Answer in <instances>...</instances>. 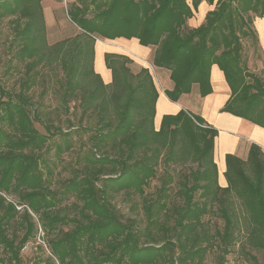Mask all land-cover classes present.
<instances>
[{
    "label": "trees",
    "instance_id": "obj_1",
    "mask_svg": "<svg viewBox=\"0 0 264 264\" xmlns=\"http://www.w3.org/2000/svg\"><path fill=\"white\" fill-rule=\"evenodd\" d=\"M0 1V7L14 12L24 0ZM202 1L78 0L68 13L81 32L56 43L51 53L39 44L33 16L29 25L18 28L23 51L35 57L32 68L55 56L60 60L64 72V78H59L62 104L69 110L74 101L80 108L79 128L89 129L91 142L87 152L78 157L85 161L83 167L62 182L63 190L53 191L44 150L51 147L52 137H58L53 141L58 156L72 150L70 137L79 128L66 131L46 123L47 133H42L36 127L35 122L42 120L28 94L33 74L28 73L19 93L0 87V192L5 194L0 193V245L5 252L0 264H37L26 262L22 254L26 243L38 232L37 223L47 233L56 231L48 241L51 257L46 264H56L55 260L60 264H205L209 252L214 253L217 264H225L237 240L232 191L256 222L250 241L264 249L262 148L257 144L250 147L254 177L245 172L239 156L227 154L224 174L228 183L222 186L214 160L216 128L203 126L205 120L200 115L181 110L164 115L160 128L150 130L146 123L155 119L158 89L149 68L134 72L127 55L107 52L105 62L112 71V80L106 82L95 70L97 37L103 41L137 38L144 46L156 47L153 63L168 69L173 82L166 95L178 101L194 86L202 97L210 94L211 69L217 64L232 90L222 110L264 127V71L258 74L248 69L240 37L252 35L253 43L261 50L253 21L264 16V0H206L215 8L201 25L191 27L188 19ZM185 117L201 125L203 141L192 137L201 165L181 172L177 192L182 203L169 204L167 182L172 176L160 175L162 185L156 197L147 196L143 203L147 224L122 217L107 198V186L129 195H146L150 181L158 175L157 165L165 147V143L154 144L152 134L169 132L170 150L175 149L177 126ZM42 163L48 167V176ZM117 170L118 175H111ZM7 194H17L23 201L22 213L19 203L8 201ZM198 194L204 199H196ZM70 195L76 198L77 211L72 216L53 208ZM214 202L224 221L216 237L202 221ZM19 214L24 228L21 237L10 230ZM32 214L37 215V223ZM247 257L251 264H264V255L263 263L252 253Z\"/></svg>",
    "mask_w": 264,
    "mask_h": 264
},
{
    "label": "rangeland",
    "instance_id": "obj_2",
    "mask_svg": "<svg viewBox=\"0 0 264 264\" xmlns=\"http://www.w3.org/2000/svg\"><path fill=\"white\" fill-rule=\"evenodd\" d=\"M77 1L78 0H24L20 4L19 9L14 12L7 11L0 7V87L19 93L22 91V84L27 79L28 73L34 75V82L28 94L32 96L34 106L39 111V116L42 121H36L35 125L42 133H47L46 123L60 126L66 131H74L75 128H79L80 108L75 106L74 101L70 102L69 110L62 104L61 94L63 90L59 87V78H64V72L61 68L60 60L57 59L56 56L51 59H46L44 62L36 65L35 68L31 67V61L35 57L30 58L23 51V43L20 40L18 28H24L25 25H29L28 23L33 16L35 18L33 24L35 25V33H38L39 44H43L44 50L47 53H51L56 43L73 38L81 32L80 28L71 20L68 13L72 5L77 3ZM1 2L2 1H0V4ZM210 8L214 9L215 4L210 6ZM28 12H32L34 15H30ZM240 37L242 43V56L245 60L244 62L247 63L248 69L258 74L262 73L264 71V58L261 50L253 43L252 35L240 34ZM101 39L102 38L97 37L96 43L98 40L99 43H111L113 48L117 49L116 51H120L115 53L127 55L132 60L129 66L134 72H138L142 67H148L154 77V68L157 69V66L153 63V57L148 58V60L143 59L145 61H142L135 56L132 50L124 49L118 42L103 41ZM150 49H152L153 55L156 47L152 46ZM101 66L102 65L98 63V67ZM163 69L167 71L166 68ZM85 123L86 121H84V124ZM146 124L147 128L150 130L153 129L157 131L160 128V123L157 122L156 119H154L153 122L148 120ZM200 126L198 122H195L192 118L185 117L177 126L178 131L175 149L171 150L170 144L172 143V138L169 132L163 135L158 133L152 134L154 144L161 145L165 143V147L162 149V154L159 157V164L157 165L158 175L150 181L146 188V195L141 196L138 193L129 195L125 193V190L107 186V198L116 207L122 217H133L138 219L142 225L147 224L143 203L147 196L156 197L155 192L162 185L160 175H162V177L172 176V180L167 182L171 194L168 199L169 204L172 202L182 203L183 198L177 192L180 174L181 172H190L201 165L200 157L197 153V146L193 143L192 139V137H194L200 142L203 141V131ZM172 127L175 126L173 125ZM78 130L79 132H72L70 137L73 143L72 150L66 151L58 156L55 153L53 142L58 139V137L50 138L49 145H51V147H46L44 150V157L47 158L49 170L52 172L51 176L53 177V183L51 184V188L53 191L63 190L62 182H64L67 177L72 176L75 170L82 168L85 163L83 159L78 157L87 152L90 148V131L89 129L83 130V128H79ZM172 150L174 151L173 154L171 153ZM169 155H173L174 157L169 159ZM216 156L215 145L214 160L218 166ZM241 156L242 157H239L242 159L245 172L250 177H254L255 167L252 160L249 158V153L248 155L243 153ZM42 168L46 176H48V167L44 166L42 163ZM218 172V183L222 186H226L228 182H224V179H222L219 167ZM112 173L111 175L116 176L119 174V171L117 170ZM104 176L107 177V175ZM98 184L101 185V182ZM0 193L5 195L2 192ZM6 198L8 201L19 203L18 209H20V213L23 212L25 205L17 194H7ZM230 198L231 207L234 208L237 213V224L235 227L237 240L232 246L231 253L227 255L225 264H251L247 257L248 253L256 255L260 263H263L264 249L250 241L251 231L257 227L252 214L246 209L243 200L235 191H232ZM196 199L203 200L204 198L198 194ZM75 201L76 198L70 195L62 202L55 204L53 208L60 209L62 213L67 212L72 216L77 211L74 205ZM209 206L210 209L202 217V221L205 224V229L211 232L213 237H216L218 236L217 231L222 229L224 221L217 213V203H211ZM32 215L37 223V215ZM21 221L22 219L19 214L14 218L13 227L10 228L11 231H16L20 237L24 233V228L20 224ZM37 226L38 232L22 249L23 259L26 262L46 264V262L50 260L49 257H51V249L48 241L55 236L56 231L47 233L40 227V224L37 223ZM4 254L3 246L0 245V256H4ZM55 263L60 264L57 260H55ZM205 264H217L213 252L207 254Z\"/></svg>",
    "mask_w": 264,
    "mask_h": 264
},
{
    "label": "crops",
    "instance_id": "obj_3",
    "mask_svg": "<svg viewBox=\"0 0 264 264\" xmlns=\"http://www.w3.org/2000/svg\"><path fill=\"white\" fill-rule=\"evenodd\" d=\"M190 3L192 0H188ZM213 4L208 3L206 0L202 1L199 5L198 11L194 16L188 19V24L191 27H198L206 18L207 13L212 10L210 8ZM253 27L257 32L259 44L264 58V16L255 17ZM120 46L127 50H132L136 57L140 60H148L154 57L152 55V46H144L140 44L138 39H115ZM154 47V46H153ZM111 43H99L95 45V70L101 74L106 82L112 80V71L109 69L105 62V53L107 52H120L116 51ZM155 53V50H154ZM98 63L101 67H98ZM103 67V68H102ZM161 67L154 68V82L158 89V99L156 102L155 119L161 123L162 118L166 114H177L181 110L198 114L205 120V125H210L218 130V135L215 139L216 145V158L218 160V167L220 168V175L224 182H226V155L235 154L242 157L243 153L248 155L252 144L259 145L264 151V127L255 124L249 120L238 117L230 112L223 111V107L231 97L232 90L228 81L226 80L224 71L214 64L211 69V83L213 91L205 97L199 93L198 87L194 86L189 94H183L178 101H172L166 95V89L173 87L172 79L170 78V71H164Z\"/></svg>",
    "mask_w": 264,
    "mask_h": 264
}]
</instances>
